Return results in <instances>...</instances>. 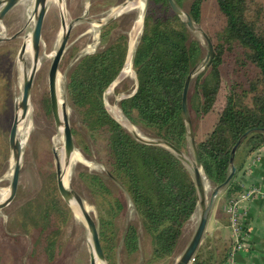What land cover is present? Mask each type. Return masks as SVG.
I'll list each match as a JSON object with an SVG mask.
<instances>
[{
    "label": "trees",
    "instance_id": "16d2710c",
    "mask_svg": "<svg viewBox=\"0 0 264 264\" xmlns=\"http://www.w3.org/2000/svg\"><path fill=\"white\" fill-rule=\"evenodd\" d=\"M186 1L175 0L180 8ZM205 1L193 0L189 8L188 14L197 26L203 23ZM250 3L216 0L223 24L214 36L208 34L214 56L210 66L192 80L188 97L193 125L217 112L213 130L196 142L205 175L214 187L226 182L233 150L251 132L234 156L237 172L224 191L226 203L235 202L244 192L239 174L246 161L264 147V29L259 16H250ZM117 28L118 22L112 21L102 29L103 48L80 59L71 70L67 94L91 141L97 144L98 137H103L110 175L126 190L142 228L151 238V261L155 262L174 256L197 210L198 191L177 156L165 148L137 142L106 108L104 96L123 71L128 56V36L118 34L113 40ZM205 58L201 42L174 14L169 1L150 0L133 63L138 90L121 102L124 115L150 137L185 153L189 138L183 115L184 88ZM225 71L228 84L223 94ZM79 179L95 198L104 201L100 205L105 214L100 238L107 261L114 264L113 230L125 211L124 201L98 174L83 171ZM57 188L54 182L44 197L20 209V229L32 241L27 264H55L62 254L59 237L71 211ZM22 241L20 238V264L24 256ZM124 243L129 256L139 251L136 226L129 227ZM230 251L231 246L224 248L207 236L192 264H224Z\"/></svg>",
    "mask_w": 264,
    "mask_h": 264
},
{
    "label": "rangeland",
    "instance_id": "374dc122",
    "mask_svg": "<svg viewBox=\"0 0 264 264\" xmlns=\"http://www.w3.org/2000/svg\"><path fill=\"white\" fill-rule=\"evenodd\" d=\"M138 1L139 0H62V6L64 5L65 11L62 9L60 10L58 5L50 4L44 22L40 53V58H43L44 62L39 68L40 71L36 74L30 99L29 107H32L34 111L30 119L33 130L29 136L27 147L23 151L19 190L14 202L5 210L0 211V262L2 261L4 264H20V238H22L23 245L21 250L24 254L22 262L23 264L28 263L29 247L32 241L30 237L20 229V209L25 204L40 198V196L44 197L54 182L57 184L54 152L59 156V146H54L53 140L59 134V129L55 124L51 111L49 72L53 62L50 56L53 54L59 35L63 31L62 14L65 15L67 24L73 25V29L59 68V74L62 78L61 94L63 99L68 103V108L70 109V111H68L70 112L69 119L72 130L78 133L74 135L76 150L81 152L83 158L87 162L75 166L70 185L77 194L84 198L86 204L91 208L92 217L98 223L100 232L101 218L105 216V214L101 212L100 205L102 202L104 203V201L95 198L90 193L79 179V174L83 171H87L92 174L100 175L111 187L114 194L124 201L125 211L122 216L117 219L113 230L115 235L113 242L114 248L112 251L114 264H175L191 243L197 225L193 228L190 221L184 229L182 239L178 244L174 256L160 261H151L153 253L151 238L142 228L140 219L126 190L110 175L109 157L103 137H98L97 144L91 141L89 135L81 126L78 115L71 108L68 99L67 77L71 70L77 65L80 59L88 55H93L103 48L101 44V33L105 26L101 29L99 37L95 38L91 32L92 25L96 23L99 24L106 18H114L113 22H118V28L114 31L115 35L113 40L118 34H126L128 36L129 50L130 40L135 30L137 11L128 9L121 12L122 15L119 17H115V14H110V11L114 8L119 9L123 7L124 9ZM192 2L193 0L186 1L184 8H182L184 13L188 14ZM250 8L252 10L250 16L252 18L259 16V24L264 29V0H251ZM28 18L27 10H25L24 7H17L4 19L2 29L0 28V40H2L0 41V190H10L11 181L6 178L11 165L10 162L12 161L9 150V133L14 122L15 104L22 96L20 88L21 69L18 56L22 46L26 43ZM222 24L223 20L218 11L216 0H206L203 6V23L197 27L207 36L208 34L214 36V34L220 30ZM193 36L201 42L205 54L207 55L208 45L205 38L200 32L193 34ZM140 38L141 34L139 41ZM50 53L52 54L50 55ZM227 80L225 71L223 94L226 92ZM136 85V73L134 79L125 78L120 74L117 82L107 90L104 96L107 110H110L107 104L109 102L111 107L120 108L121 113L124 115L120 104L135 91ZM124 117L127 123H120V125H122L123 128L125 127L124 129L129 132V124L130 126L135 125L125 115ZM216 121L217 112H214L204 120L196 122L195 125H193L195 141H202L213 130ZM142 132L148 139L159 140L150 137L143 130ZM184 155L190 165H194L191 140H188ZM53 175H56V178ZM217 205L219 207L224 205L225 209L226 201L224 200V192L218 198L216 207ZM69 209L71 211V218L59 237L62 254L55 264H90V260L93 256V248L87 227L85 224L75 220L73 209L71 207H69ZM212 222L214 223L215 219H213ZM131 226H136L138 228L140 249L136 254L129 256L125 251L124 241L127 231ZM208 236H212L214 242L220 243L224 248L231 246H228L226 241L224 243L222 238L217 236L216 233ZM205 239L201 246L202 248L205 246ZM108 264L110 263L108 262Z\"/></svg>",
    "mask_w": 264,
    "mask_h": 264
},
{
    "label": "water",
    "instance_id": "95a60500",
    "mask_svg": "<svg viewBox=\"0 0 264 264\" xmlns=\"http://www.w3.org/2000/svg\"><path fill=\"white\" fill-rule=\"evenodd\" d=\"M20 1L22 0H1L0 1V24L3 23L8 13L14 10L15 7L20 3ZM168 1H169L170 7L172 11L174 12V14L178 16V18L184 23V25H186L189 28L192 34L200 32L202 36L205 38L207 45H208V52H207L205 60L203 61L202 65L191 74L189 80L187 81L185 85L184 93H183V115H184V120L187 125L188 138H189L188 140H191V145L193 149L194 165H190V163L186 160L184 153L169 143H166L162 140H151L148 138L144 139L139 136H136L130 131L129 133L132 134L134 138L136 139V141L139 142L140 144L147 145V146H155V147L158 146V147H162V148H165L171 151L175 156H177L184 163V165L187 167L188 171L190 172L193 178V181L198 191L199 203H198L197 210L194 216L192 217V219L196 216V214H198L199 218L197 222L196 231H195V234L193 236L191 243L189 244L187 249L184 251V253L180 256V258L175 263V264H192L196 257L198 250L202 246L204 239L207 235L208 226L211 221L216 202L236 175L237 170H236V167L234 166V156L238 148L241 146L242 142L249 136L251 132H248L247 134H245L243 138L235 146L233 153H232V160H231L232 169H231V172L226 182L222 186L214 187L211 194L208 195L206 192V187H205L204 179L202 176V172H204V169L201 163L199 152L197 150L194 127H193V123L190 118L188 97H189V91H190L192 80L210 66L213 56H214V48L208 36L197 27V25L194 23L190 15L184 13L183 9L177 5L175 0H168ZM61 3H62V0H61ZM149 3H150V0H146L144 11H143V27H142L141 37L143 34V30H144V22H145V17L148 11ZM49 6L50 4L48 0H34L33 11H32V20L34 24V33H33V39H32V51H33L32 52L33 53L32 68H31V74L29 78H26L24 80V84L22 88V96L15 104L14 122L12 124L10 133H9V150L11 153V160L13 163V175H12L11 182H10L9 198L3 204H0V211L5 210L7 207H9L14 202V200L17 197L18 190H19V181H20L22 162H23V150L18 140V129H19V126L27 118L28 109L30 106L32 89L34 85V80L39 70L38 63L40 60V53H41V47H42L43 27H44V22H45V18H46ZM121 15L122 13L119 12L118 14L115 15V17H119ZM113 20L114 18H106L104 21H101V23H99L100 31L104 26L108 25ZM62 28H63V31H65V34H63L60 40L59 48L57 49V52L55 53V56L53 58V62L51 65V69L49 72V95H50V105H51L52 115H53L57 128L60 129L62 126L64 128V132H63L64 133V152H65V162H66L64 166H62V163H61V160L58 154L54 152L55 160H56L57 187H58V191L62 199L64 200V202L72 209H73V204L74 203L77 204L82 212L84 224L87 227L89 238H90L92 248H93V256L90 260V264H98V262H104L105 264H108L107 258L105 256V253L103 251L102 244H101L100 228H99L98 223L95 221L92 215L87 211L86 201L84 200V198L80 196L79 194H77L72 189L70 182L67 184L65 182L66 169L69 165L72 155L74 154L77 148H76V144L74 140V135L72 132V127L70 124L69 115L67 114L68 110L70 111V109L68 108V103L64 100L60 106V99H59V93H58V79L60 77V74H59L60 63L66 51V47H67V44L70 38V34L73 29L72 24L71 25L67 24L64 14H62ZM139 43L140 41L138 42V45ZM128 55H129V50H128ZM23 56H24V45L22 46V49L19 52V56H18L19 61L23 59ZM133 63H134V58H133ZM117 80L113 84H115ZM136 80H137V77H136ZM137 90H138V81H137L135 91L127 99L133 97L137 93ZM104 101H105V98H104ZM116 121L120 124L118 120Z\"/></svg>",
    "mask_w": 264,
    "mask_h": 264
},
{
    "label": "bare ground",
    "instance_id": "6f19581e",
    "mask_svg": "<svg viewBox=\"0 0 264 264\" xmlns=\"http://www.w3.org/2000/svg\"><path fill=\"white\" fill-rule=\"evenodd\" d=\"M48 2H49V4H52V5H56V6L58 5L60 7V10L61 9L64 10V7H63L64 5L62 6L61 0H48ZM145 3H146V0H139L138 2L132 4L131 6H128V7L124 8V9H123V7L119 8V9H115L114 8V9H112L110 11V14H115V15L118 14L119 12L121 13V12H123L125 10H128V9H132L134 11L135 10L137 11V20H136V24H135V30H134V34L132 35L131 40H130L129 55H128L127 62H126V65L124 67V70L122 72V76H124L125 78L134 79V77H135V73H134V70H133V58H134V55H135V51H136V48H137V44H138V41H139L140 34L142 32L143 11H144V7H145ZM33 4H34V0H22L15 7V8L24 7L25 10H27V12H28V17H29L28 18L29 22L27 23V32L28 33H27V36H26V43L24 44V56H23V59L20 61V69H21L20 88H21V91H22V88H23L24 80L26 78H29V76L31 74L32 61H33V59H32V57H33V53H32L33 52L32 51V39H33V33H34V24H33V20H32ZM0 28L2 29V24H0ZM91 32L93 33L95 38L99 37L100 24H97V23L93 24L92 27H91ZM63 34H65V31H62L61 34L59 35V38H58V41H57V43L55 45V49H54L53 54L50 53V55L52 54L50 56L51 59L54 58L55 53L57 52V49L59 48L60 40H61ZM43 56H44V54H43ZM43 62H44V59L40 58L39 63H38V68H40V66L43 64ZM38 71H40V70H38ZM63 81H64V79H63ZM61 91H62V78L60 76L59 79H58V93H59V99H60V106H61L62 102L64 101L63 96L61 94ZM107 104H108V107H110L109 112L112 114L111 116H113L121 124L127 123L124 115L120 111V108L111 107V105H109V102ZM33 112L34 111H33L32 107H29L27 118L19 126V129H18V140H19L20 146H21L23 151L27 147V142H28L29 136H30V134L32 133V130H33L32 124L30 123V119H31V117L33 115ZM67 114L70 115V112L68 111ZM129 130H130V132H132L136 136H139V137L144 138V139L147 138L144 135V133L142 132V130L137 128V127H135V126H132V125L130 126V124H129ZM63 132H64V128L62 126L59 129V132H58L59 134L57 133L58 135L53 140L54 146H59L58 151H59V156H60V160H61L62 166H64L65 163H66L65 162V152H64V133ZM84 163H87V162L83 158V155L81 154V152L79 150H76L74 152V154L72 155V158H71V160L69 162V165H68V167L66 169V176H65L66 184L70 182L71 176L73 174V170H74L75 166L77 164L80 165V164H84ZM10 164H11L10 168H9L8 173L6 175V178L9 181H11V178H12V175H13V163H12V161L10 162ZM202 176H203V179H204L206 192H207L208 195H210L211 192L213 191L214 187H213L212 183L209 182V180L206 177V175L204 174V172H202ZM9 181H7V182H9ZM9 195H10V190L9 189L0 190V204H3L9 198ZM73 209H74V214H75V220H77L78 222L84 224V220H83V217H82V212H81L80 208L78 207V205L74 203L73 204ZM86 209L92 215L91 208L87 204H86ZM198 218H199L198 214H196V216L191 220L193 228L196 227L197 222H198ZM98 264H105V263L104 262H98Z\"/></svg>",
    "mask_w": 264,
    "mask_h": 264
},
{
    "label": "crops",
    "instance_id": "0c3cea01",
    "mask_svg": "<svg viewBox=\"0 0 264 264\" xmlns=\"http://www.w3.org/2000/svg\"><path fill=\"white\" fill-rule=\"evenodd\" d=\"M239 182L244 191L259 188L264 192V147L246 161L244 170L239 174ZM217 207L215 205L206 237L216 233L229 246L231 231L228 216L224 212V205ZM246 208L249 212L246 224L250 230V242L248 250L237 254L234 262L235 264H264V200L261 196H256L246 205ZM213 219H215L214 223Z\"/></svg>",
    "mask_w": 264,
    "mask_h": 264
},
{
    "label": "built area",
    "instance_id": "2783aa9c",
    "mask_svg": "<svg viewBox=\"0 0 264 264\" xmlns=\"http://www.w3.org/2000/svg\"><path fill=\"white\" fill-rule=\"evenodd\" d=\"M256 196H261L264 200V192L259 188H252L245 190L235 202L226 203L224 212L228 216L232 240L229 258L224 264H235L236 255L248 250L250 230L246 224L249 215L246 205L254 200Z\"/></svg>",
    "mask_w": 264,
    "mask_h": 264
}]
</instances>
